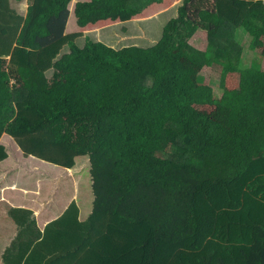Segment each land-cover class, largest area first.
<instances>
[{
    "label": "trees",
    "instance_id": "16d2710c",
    "mask_svg": "<svg viewBox=\"0 0 264 264\" xmlns=\"http://www.w3.org/2000/svg\"><path fill=\"white\" fill-rule=\"evenodd\" d=\"M70 1L0 0V136L66 168L87 156L92 210L80 221L71 202L5 264H264V151L239 160L264 138V0H178L139 20L162 0H84L79 26L118 22L66 32ZM198 29L203 50L189 43ZM245 46L260 93L226 96L221 123L198 107L222 99L183 78L179 57L220 67L222 91L244 74Z\"/></svg>",
    "mask_w": 264,
    "mask_h": 264
},
{
    "label": "crops",
    "instance_id": "0c3cea01",
    "mask_svg": "<svg viewBox=\"0 0 264 264\" xmlns=\"http://www.w3.org/2000/svg\"><path fill=\"white\" fill-rule=\"evenodd\" d=\"M78 1L80 0H71L69 3L70 15L68 22L73 18L74 9L72 10V6L74 4L75 7ZM176 2L178 0H163L160 3H152L142 13L134 16L135 20L156 16ZM105 21L111 20H102L95 24H101ZM66 32H70L67 26ZM196 32L189 40V43L192 46L195 45V48L203 50L201 46L191 42V40H195ZM245 48V53H247V46ZM192 67L194 66L189 63L187 68L190 69ZM245 81L251 87L254 84L251 79H246ZM256 89L260 93V89L258 87ZM0 144L4 147L7 155L0 160V264H5V258L13 260L21 255L23 258L25 252H22L26 251L36 240L42 239L43 235H45V228L50 222L56 220L71 202L75 201L79 207L80 221L86 220L92 209L89 210L87 204H84L86 207L83 208L82 203L78 202L76 195L72 194L73 191L66 195V185H62L63 177L66 173H56L55 170L50 172L45 167V165L57 164L31 154L24 155L14 138L7 133L1 134ZM6 147L11 148L12 151L8 152ZM13 152L14 154L12 155ZM63 168L66 171H71L74 167ZM45 181L46 183H44ZM17 220H24V223L21 224ZM31 250L32 248L28 249V251Z\"/></svg>",
    "mask_w": 264,
    "mask_h": 264
},
{
    "label": "rangeland",
    "instance_id": "374dc122",
    "mask_svg": "<svg viewBox=\"0 0 264 264\" xmlns=\"http://www.w3.org/2000/svg\"><path fill=\"white\" fill-rule=\"evenodd\" d=\"M80 1H83V0H80ZM172 6H170L169 8H171ZM73 9H74V4L72 6V10ZM72 16H73V18H71V20L67 23V28L70 30V32H75V31H79V30L83 31V32L92 31V30L100 31L102 27L112 25V24L118 22V21H105V22H102L101 24H89L87 27H82V26L77 25L75 15L73 14ZM133 19H135V17H133ZM196 33H197V36L195 37V40L194 41L191 40L192 44L196 43L198 46H201V48L205 49L207 46V43H208L206 31L198 29ZM245 37L246 36H243V38H245ZM123 39H124V37L122 38V40ZM242 43H245V45H247L248 37H246L242 41ZM114 45L119 46L117 41L115 42ZM251 58H252V55L250 52H248L246 54V58L241 60L242 63L240 64V68L244 72L242 77L241 78H240V76H229V77H227L225 89L221 91V90H219L220 76L222 74L220 67L216 68L218 70H214L208 66L203 67V68L192 67L189 69V68H187L189 66V65L187 66L188 60L186 58L180 56L178 63L180 64L179 72H180L181 76H183V78H184V76L188 75L187 73H189V70H190V74L192 73L194 78L197 77V79L198 78L202 79L204 82H209L208 84H211L215 90L216 97L218 96L219 100L222 99L221 105L202 106V107H198V109L200 111L207 112L209 115H211L217 121H220L221 123H225L226 119H227V114H228V110L226 107L228 99L226 98V96H233V95L235 96L238 94L241 95L242 91H245L247 94H249L250 93L249 88L250 89H256L258 87V85H256V84H252V87H251L249 85V83L245 81L247 74L249 72H251V71H248ZM260 66H261L262 72H263L264 71V60L261 61ZM229 78H230V80H229ZM259 101H260L259 97L251 98V101H250L252 103L251 106H256L257 102H259ZM261 105H263V104L261 103ZM256 107H258V106H256ZM254 111L258 112V113H264V106L258 107ZM251 143H252V147L250 148ZM247 145H248L249 149H247L246 154L239 158V160H241V162H242V167H244L248 163V161L259 156L264 151V138L260 134V132H257L252 136L251 140L249 141V143ZM6 149L8 152L12 151L11 148L6 147ZM13 154H14V152L12 153V155ZM45 167H46V169L50 170V172H54V170H55L56 173H61V174L66 173V174H64L65 176L63 177V182H62V185H66V187H65L67 189L66 195L70 194V192L73 191L72 194L76 195L78 202L82 203L83 208L86 207V206H84V204H87L88 209L89 210L92 209L94 195H93L92 187H91L92 182H91L90 169H89V159L87 156L77 157L75 159L74 168L71 171H66L65 168L58 166V165H53V164L45 165ZM44 183H46V181ZM64 195H65V192H64ZM216 198L219 199L218 197H216ZM219 200H220L219 203L218 202L216 203V200L214 201L215 203L212 201L210 203H213L216 205H221V206L227 205L226 203L221 204L222 201H221V199H219ZM83 210L86 211L85 209H83ZM199 212H213V211L200 209Z\"/></svg>",
    "mask_w": 264,
    "mask_h": 264
}]
</instances>
